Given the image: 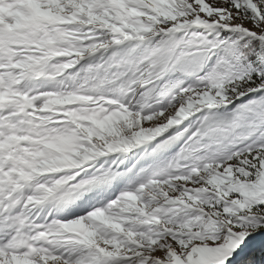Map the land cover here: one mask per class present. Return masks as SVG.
I'll use <instances>...</instances> for the list:
<instances>
[{
    "label": "snow or ice",
    "instance_id": "obj_1",
    "mask_svg": "<svg viewBox=\"0 0 264 264\" xmlns=\"http://www.w3.org/2000/svg\"><path fill=\"white\" fill-rule=\"evenodd\" d=\"M0 264H264V0H0Z\"/></svg>",
    "mask_w": 264,
    "mask_h": 264
}]
</instances>
